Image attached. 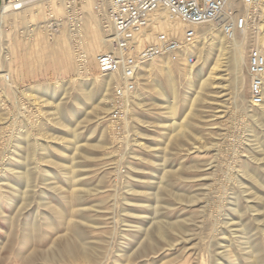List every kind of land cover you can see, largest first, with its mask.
Returning <instances> with one entry per match:
<instances>
[{"label": "rangeland", "instance_id": "1", "mask_svg": "<svg viewBox=\"0 0 264 264\" xmlns=\"http://www.w3.org/2000/svg\"><path fill=\"white\" fill-rule=\"evenodd\" d=\"M68 5L72 18L81 16L80 1L76 10ZM37 15L26 27L8 25L0 41L17 86L0 87V264H230L228 251L241 254L239 264H252L255 253L264 263V186L255 188L264 179V127L251 138L253 121L236 113L228 59L219 88L201 87L211 65L197 72L193 58L180 70H151L138 104L127 117L110 113L116 127L106 129L94 112L98 96L84 108L80 83H70L82 70L81 48L69 41L62 50L47 38L46 24L62 26L64 15L48 5ZM84 50L86 78H94L102 52ZM244 74L249 100V67Z\"/></svg>", "mask_w": 264, "mask_h": 264}, {"label": "bare ground", "instance_id": "2", "mask_svg": "<svg viewBox=\"0 0 264 264\" xmlns=\"http://www.w3.org/2000/svg\"><path fill=\"white\" fill-rule=\"evenodd\" d=\"M77 1H80L82 3L81 16H77L75 18H72L71 15L68 14L69 6H70V5H68V3H70L72 7L74 6L77 8V5H76ZM246 1L247 0H230V3L228 4V7L235 9L236 16L244 18L245 21H244V25L242 28H240V29L236 28L232 31L231 34H229V33H226L224 31L222 23L220 21L209 22V23H206V24H203L200 26H196L194 28L196 30L197 36H196V40L193 43L176 50L174 52V55H172L170 53H165V54H161L159 56L153 57V58H151L147 61H144V62L138 61L137 64L136 63L135 64L129 63L126 59V55H128L126 53L138 52L145 42L163 43V42L168 40V37L182 38L186 25L177 16V14L172 9L165 7V6L158 7L157 10L151 14L150 18L145 22L144 25H142L139 28H134L130 31L129 39L127 40V44L124 45V43L126 42V35H123V34L117 32L113 28V25L110 24L108 21V17H107L105 10L107 8L109 0H73V1H71V0H6L3 3L1 11H0V41H1V39L3 40L5 38L6 27L8 25H12V26L15 25L16 26V25H20V24H25L24 27H26V24H28L30 22L29 17L44 13L45 9H46V5L51 6V8L54 9L55 11L56 10L59 11L60 15L61 16L64 15V17L66 19V20H63L64 22H61L63 27L61 26V24L59 25V22L57 20L54 23H52V25L54 24L53 26L55 28L51 27V25H49V24H46V26L48 25L46 27V31L48 34L47 38H49V39L54 38L56 40L57 45H59V47L62 50L68 49L69 41H71V42L74 41L75 42L74 44L79 45V47L82 50L81 51L82 53L79 52L77 55L80 58L79 59V65H81V66L79 68L82 70L77 71L78 78L73 80V81H70V83H72V82H79L80 83V86H79L80 90L79 91H80L81 95L79 97V103H80L79 105L83 106L84 108L91 105V103H93V100L95 99L94 97L98 96L97 98H99V102L96 105L94 112H96L98 118L100 117L98 120L111 122V123L108 122V126H106V129L111 128L113 130L116 127V125L114 124L115 123L114 121H116V120H112V118L115 119L116 117H120L121 115H124L125 117H127L128 114L131 112L132 107L138 104V102H137L138 98L141 96L140 89L143 86L141 81L145 80L142 77H145L146 74H148L151 70L160 68L161 66H167L169 69L173 68V66H174V70H180L185 65L186 61H188L189 58H193V59L197 60L196 64L197 63L199 64V67L197 68L198 69L197 72H201L205 69V67L207 65H209V64L211 65V69L209 71L208 77L201 82V87L205 88L206 86H209L210 88H212V87L213 88H219L217 86L215 87V84L216 85L219 84V80H218L219 70L222 67L223 59L224 58L228 59L230 67H231L232 72H233L232 75L234 76V78H233V83H234L233 88H234V95H235L234 97H235V101L237 103L236 106H238L237 110H235V111L237 114H241L242 117H246L249 120L253 121L251 126H249L247 132L249 134V137L256 138L257 135L259 134V132L261 130H263V127H264V103H262L260 105H256L253 103L252 99H249V100L246 99L247 79H246V76L244 74V71L246 68L249 67L248 51L250 49V46H253L254 49H256L259 52H261L262 54H264V0H251L250 2H246ZM96 4L101 5L102 10L96 11L95 6H98ZM74 7H73V9L76 10V8H74ZM98 12L101 14H99ZM38 15H37V17H38ZM73 21H75V23H76L75 24L76 28L74 30L72 29L73 27L71 28V23ZM57 27H58V31L56 32ZM59 27H62V28L59 29ZM34 28L37 29V26ZM31 29H33V28H31ZM74 32H77L78 36H77V33L75 35ZM66 34L68 35V37H66L67 36ZM76 37H77V39H76ZM1 45L2 44H0V46ZM3 48H2V50H3ZM85 48H87L90 52L100 51V52H102L100 54H106V55H109L110 52H113V54L111 56H109L108 59L111 62L116 64V68L110 69L107 72H103V73L98 70L100 72V75H98L94 78H89V77L86 78L89 60H88L86 52L84 50ZM2 50L0 47V87L2 86L1 82L4 81L11 88H13L14 91H17L15 79L11 76V72H10V67H9L10 61L4 59L5 54L2 55V52H1ZM104 50H106V51H104ZM214 52H217V56L215 57L214 61H212V63H209V61L213 57ZM96 61H97V59H96ZM127 69L130 70L129 73H128V71H126ZM192 75L193 74H191L189 76L192 78ZM249 84H250V79H249ZM40 87L41 88L43 87L42 84L30 86L27 88V90H33L36 88H39V90H40ZM214 93H216V91H214ZM31 95H34V94H31ZM200 96H202V95L200 94ZM27 98L29 99L30 97L27 96ZM60 104H62V103H60ZM60 104H58L55 107V110L57 111V113H59L60 110H62V109H60V106H61ZM75 105H76L75 107H79V105L78 106H77V104H75ZM110 106L112 107L111 112H110V109H111ZM63 111H61V112H63ZM113 112H115L114 113L115 115H111L112 118L111 117L108 118V116H110V113L112 114ZM82 113H83V111H82ZM72 114H73V112H72ZM60 116H62V115H60ZM76 116L77 115H74V117H76ZM190 120H192V119H190ZM193 120H195V119H193ZM125 121H127V118H126V120H122V123ZM174 122H176V121H174ZM85 123H87V122L85 121ZM172 124L175 125L176 123L175 124L172 123ZM123 126L126 127L125 124H123ZM162 127H164V125ZM75 133H77V132H75ZM75 137L77 138L78 136H75ZM180 146H182V145H180ZM191 146H193V145H191ZM177 148H178V146H177ZM78 149H80V148H78ZM181 150H182V148H181ZM187 150H188V148H187ZM248 153H249V151H248ZM86 155H88V154H86ZM236 162H237V164H236ZM242 163H243V161H242V158H240V157H238V159L235 160V164H236V167L238 168V172H241V173L245 172L244 167H243L244 164L242 165ZM49 164H51V163H49ZM54 165H55V163H54ZM74 168L72 167V169H74ZM10 169L11 168H9V170ZM72 171H74V170H72ZM46 174L48 175V171ZM242 174H244V173H242ZM50 175H52V174L50 173ZM3 176H5V175H3ZM62 177H64V176H62ZM67 181H68V179L66 180V183H67ZM255 185H256L255 188L257 190H259L260 188H263L264 179L261 180V178H260V179L256 180ZM27 186H29V185H27ZM1 187H3V186H1ZM53 188H51V189H53ZM74 188H76V187H74ZM74 188L71 189L70 191H73ZM26 192H27V190H26ZM73 192L75 194H73V193L72 194L74 195V197H76L75 196L76 192L75 191H73ZM14 193H16V192H14ZM61 193H63V192H61ZM61 193L59 191V194H61ZM22 194H24V193H22ZM13 196H14V194H13ZM44 197H43V199H44ZM47 198L48 197H46V200H47ZM18 199H20V198H18ZM25 200L26 199H24V201ZM48 200H49V198H48ZM12 203H14V202H12ZM66 203H68L67 200H66ZM9 205H10V203H9ZM45 206H47V205H45ZM53 207H55V206H53ZM48 208L51 209L50 207H48ZM62 210L63 209L61 208V211ZM53 213H54V211H53ZM16 215H18V214H16ZM19 215L17 217H19ZM5 216H4V218H5ZM13 219H12V221L16 220V219H14V220ZM44 221L46 222V219H44ZM167 228H168V226H167ZM49 229H51V228H49ZM165 230H167V229H165ZM165 232H168V231H165ZM29 234H30V232H29ZM54 235H56V233ZM31 237H33V236H31ZM28 238L31 239L30 237H28ZM28 238H27V240H28ZM21 240L23 241V238ZM153 240H155V239H153ZM159 240H160V237H159ZM35 243H38V242L36 241ZM48 243H50V242H48ZM261 243H262V241H261ZM258 244H260V243H258ZM36 246H38V245L36 244ZM71 250L73 251V249H71ZM260 250H258V251H260ZM255 254L252 257V264H264L261 261V259L259 257H257L258 254H256V255ZM259 254H260V252H259ZM263 254H264V252H263ZM263 254L261 253V255H263ZM10 255H11V253H10ZM22 256H24V255H22ZM26 256H28V255H26ZM227 257H228L227 260H228V262H230V264H239L240 263L241 254L239 252L228 251ZM263 257H264V255H263Z\"/></svg>", "mask_w": 264, "mask_h": 264}, {"label": "built area", "instance_id": "3", "mask_svg": "<svg viewBox=\"0 0 264 264\" xmlns=\"http://www.w3.org/2000/svg\"><path fill=\"white\" fill-rule=\"evenodd\" d=\"M229 3L230 0H109L105 12L113 28L126 35L124 45L127 44L130 31L144 25L160 6L172 9L186 25L182 38L169 37L163 43H148L138 52L126 53L127 61L137 64L138 61L144 62L161 54L173 53L193 43L197 36L196 26L220 21L224 31L229 34L236 28H242L244 18L236 16L235 9L228 7ZM98 10H102L101 7ZM112 54L97 56V68L102 73L116 68V64L108 59ZM126 71L130 72L128 69ZM249 71L251 99L254 104L260 105L264 103V54L256 49H252L249 54Z\"/></svg>", "mask_w": 264, "mask_h": 264}]
</instances>
